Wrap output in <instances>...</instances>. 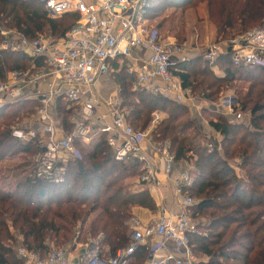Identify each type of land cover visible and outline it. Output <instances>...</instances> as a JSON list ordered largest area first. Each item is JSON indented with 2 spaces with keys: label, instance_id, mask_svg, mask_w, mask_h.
I'll return each mask as SVG.
<instances>
[{
  "label": "trees",
  "instance_id": "16d2710c",
  "mask_svg": "<svg viewBox=\"0 0 264 264\" xmlns=\"http://www.w3.org/2000/svg\"><path fill=\"white\" fill-rule=\"evenodd\" d=\"M163 1L168 6L174 3L148 0L145 14L149 26L158 28L168 19L165 16L162 21L154 20L168 7L159 5ZM204 1L218 33L235 22L245 28H264V0ZM77 17L68 13L51 19L32 0H0V23L29 38L36 33L59 36ZM202 58L191 57L171 69L183 88L212 99L237 79L251 83L246 92L231 86L236 89L238 109L243 111L250 106V127L232 124L236 121L230 123L221 117L208 122L220 135L223 153L217 148L210 151V143L198 140L199 130L196 134H184L193 128L192 120L180 118V111L187 110V106L149 90H133L134 77L123 69L113 74L120 87V110L125 122L136 131L148 127L155 111H164L166 116L153 128L151 139L169 141L175 164H191L187 170L193 181L184 190L195 200L190 216L196 231L189 242L198 264H264V66H233L227 47L216 60L225 74L219 78ZM29 61L23 53L0 54L3 73L26 68ZM253 71L259 76H254ZM26 105H31L28 111L36 107L35 102L24 100L0 107V119L6 118L0 121V162L22 156L19 162L0 166V264H23L14 255L18 245L42 252L49 249L50 243L67 245L95 212L88 226L90 239L100 235L99 242L110 255L126 247L130 241L128 221L132 208L151 202L146 190L134 189L135 180L126 181L144 172L141 163L115 160L114 151L99 137L89 146L78 144L81 157L67 160L64 182L56 184L38 178L32 163L34 142L20 143L10 134L14 119ZM67 114L62 115L64 121ZM234 156L240 158L244 168L241 177L234 172L230 160ZM12 230L21 236L20 242ZM144 257L148 258V253L141 249L129 264H143Z\"/></svg>",
  "mask_w": 264,
  "mask_h": 264
},
{
  "label": "built area",
  "instance_id": "2783aa9c",
  "mask_svg": "<svg viewBox=\"0 0 264 264\" xmlns=\"http://www.w3.org/2000/svg\"><path fill=\"white\" fill-rule=\"evenodd\" d=\"M32 1L40 4L51 19L68 13L78 16L59 36L36 33L29 38L0 23V54L18 52L30 58L26 68L3 73L0 67V107L20 100L36 103L28 122L10 127L11 136L20 143L34 142L35 175L56 184L64 182L67 160L81 157L78 144L89 146L103 137L114 151L115 160L141 163L144 172L137 177L138 183L156 188L159 180L155 162L144 147L149 139L152 150L163 162L166 177L172 181L176 210L159 203L156 218L148 223L131 216L130 241L113 255L102 248L98 235L86 242L87 249L82 253L74 251L76 236L70 252L60 248L42 252L18 245L16 257L23 264H129L130 258L144 249L148 258L143 264H198L189 242L190 235L196 231L190 216L195 200L184 190L193 178L187 169L175 171L168 140L151 139V131L161 119L159 113H153L145 130L136 131L125 122L118 98L110 109L111 119L106 120L107 114H97L107 104L98 96L95 86L101 77L110 74L113 61L129 56L134 48L143 47L149 56L134 78L132 89L149 90L176 102L190 100V90L181 86L171 69L177 62L191 58L194 51L178 44L174 38L163 37L147 24L148 0ZM222 45L230 47L233 66H264V31L238 32L226 41H214L207 46L203 58L221 78L225 74L215 66L223 53ZM173 56H178V60H173ZM228 104L225 113L235 120L241 119L242 115L233 113L229 101ZM64 114H67L65 121ZM208 147L210 151L220 149L215 143Z\"/></svg>",
  "mask_w": 264,
  "mask_h": 264
},
{
  "label": "rangeland",
  "instance_id": "374dc122",
  "mask_svg": "<svg viewBox=\"0 0 264 264\" xmlns=\"http://www.w3.org/2000/svg\"><path fill=\"white\" fill-rule=\"evenodd\" d=\"M162 1V0H161ZM174 2L173 5L168 6L166 2L159 3V5H162L163 7H167L166 10L160 11L158 17H156L154 20H159L162 21L163 17L165 16L168 17V19L165 21H162V24L160 27L156 28L154 25L150 24L151 28H154L157 30L158 33H160L162 36L166 37H175V41L183 46H186L187 49L190 48V50H194L196 53H199L200 51L206 50L207 46H209L212 42L214 41H226L229 38L234 37V34L238 32H247L249 30H255L254 28L256 27H244L242 26L239 22L232 23L227 29H224L221 33L217 32V28L214 25V21L210 19L209 17V11H208V6L206 1L204 0H183V1H177V0H169ZM201 6H207L205 15L202 16L199 14V7ZM153 22V21H152ZM210 26L214 27V36L212 38H209L210 36ZM261 31H264V28H261ZM189 47V48H188ZM226 49L225 45H222V51ZM200 50V51H199ZM194 56V55H193ZM192 56V57H193ZM176 58V57H172ZM210 68V67H209ZM254 76H259L257 72H252ZM116 77V76H115ZM114 77V81L116 82V79ZM244 78V77H242ZM259 78V77H258ZM262 79H264V76H261ZM134 78H132L133 82ZM253 82V81H251ZM232 84V85H231ZM250 81H247L246 79H237L233 83H230L228 88H225L220 90L217 96H215L212 99H205L203 98V94H199L198 91H190V106H187V110H181L182 116L180 117L181 119H186L189 118L192 120L191 122L193 123V128L188 129L184 131V134L190 135V134H196L197 132L200 131V135L198 140L201 142H209V140H206L203 137V133L207 132L209 135L212 133L215 135L217 134L218 141L215 144H218L220 147V135L219 133H216L208 124L209 120L217 119L218 117H221L225 120H228V122H235L232 124H247L250 127V114H249V107L248 106L246 109L243 111H240L238 108V102H237V94H236V89L231 87V86H238L243 92H246L248 86H249ZM118 88V94L120 97V87L119 84H117ZM140 90V89H137ZM110 92H104V96L109 98ZM104 98V97H103ZM228 101L231 105V108L233 110V113H240L241 119L235 120L234 116L231 114H226V108L228 109ZM31 105H26L24 108L18 113V116L14 119V122L12 123L11 126H18L21 123L28 122L30 118L32 117V114L34 111H28ZM218 106H221L220 108ZM29 108V109H28ZM236 109V110H235ZM219 110V111H218ZM164 112V111H163ZM4 116L0 119L3 120ZM6 118H4V121ZM264 124V123H262ZM198 126V127H196ZM196 128V129H195ZM199 130V131H197ZM238 130V129H237ZM214 131V132H213ZM239 133L243 132V129L241 131H238ZM222 147V146H221ZM224 147V146H223ZM220 153H223L222 148L219 150ZM19 156L12 158V159H7L8 161H1V164H11L13 162H19L20 161ZM230 160H232V166L234 167V172L238 175V177H241V175L244 174L243 170L244 168L241 166V161L240 158L234 156L233 158L231 157ZM191 166V164L188 163H182V167L184 169H188ZM1 171V170H0ZM136 180V177L134 179H126L127 182L132 183ZM136 189V187H134ZM148 193V192H147ZM149 194V193H148ZM146 199V198H145ZM96 214L92 213L91 218H88L85 223L82 225V229H80L77 234L71 238L69 243L64 246H55L53 243L49 244V249L50 248H60L67 250L68 252L72 251L71 248L75 244L74 238L76 236L78 239L76 241L86 243L88 239H90V235L87 234L88 232V226L90 224V219L93 218V216ZM78 230V229H77ZM12 233L14 234V237L20 242L21 241V236L18 235L17 233H14L12 230ZM71 242V243H70ZM102 248H106L105 245H102ZM37 249V248H36ZM108 250V248L106 249ZM16 251V248L14 249ZM16 253L14 252V255ZM146 257L143 258V260ZM140 259V258H139Z\"/></svg>",
  "mask_w": 264,
  "mask_h": 264
},
{
  "label": "crops",
  "instance_id": "0c3cea01",
  "mask_svg": "<svg viewBox=\"0 0 264 264\" xmlns=\"http://www.w3.org/2000/svg\"><path fill=\"white\" fill-rule=\"evenodd\" d=\"M206 9H207V6L199 7V14L204 16ZM209 29L211 32L209 35L210 36L209 38H212V36H214V27L210 26ZM171 38L175 39L174 36H172ZM204 51H200L199 53H196L194 51L193 55L194 56H203ZM148 56H149V51L147 49H145L143 47H138V48H134L129 56L118 57L117 60H115L111 63V70L112 71L110 72V74H108L107 76L101 77L99 82H97L95 84L98 96L102 100H104L107 104V105H102L100 110L97 112V114H99V113L107 114V115H105V119L106 120L111 119V117L109 115L110 109L113 108L112 106H115V104H114L115 99H118V98L120 99L119 94L116 91V88H118V86L114 81L113 74L118 72V70L123 69L126 74H130L134 78H136V76L140 72L141 68L145 65V62H146ZM173 57H176V58H173V60H178V56H173ZM188 59H190V58H188ZM202 59H205V58H202ZM215 68L218 71L224 72L217 64H216ZM210 70L213 72V74L216 77L221 78L220 76L217 75V72H215V70L213 68H210ZM156 83L158 84L159 87L162 86L161 82L156 81ZM106 91L110 92L109 98L104 96V92H106ZM177 103H182L185 106H190L189 100H185L183 102H177ZM155 112L159 113L161 119H163L166 116L163 111H155ZM150 137H151V134H150ZM203 137L206 140H209L210 143H217L218 138H219L217 136V134L214 135L212 133L211 135H209L208 131L203 133ZM150 143H151V141L148 139L145 142L144 147H145L146 153L155 162V168L157 171V178L159 180V184L155 188L152 185H139V184H137L138 183L137 180H135L134 187L139 188V191L140 190H146L149 193V197H150L151 202L149 203V205H136L132 208V211H131L132 216H136L137 218H139V220L141 222H145V223H148L151 220L156 218L159 203L164 204L171 211L176 210V200H175V195H174V188L172 186V181L170 178L166 177L165 172H164L163 162L159 158V156L152 150ZM4 161H8V160L6 159ZM182 170H185L182 167V164H176V170L175 171L180 172ZM91 217L92 216L90 215L89 218H91ZM91 220L92 219H90V221ZM86 249H87L86 243L77 242V244L75 245L74 251L76 250L79 253H82Z\"/></svg>",
  "mask_w": 264,
  "mask_h": 264
}]
</instances>
